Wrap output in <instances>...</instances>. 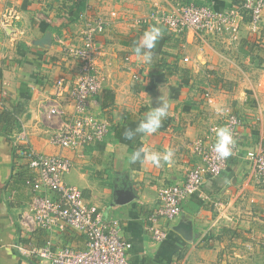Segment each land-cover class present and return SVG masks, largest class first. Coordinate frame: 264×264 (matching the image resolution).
I'll use <instances>...</instances> for the list:
<instances>
[{"label":"crops","instance_id":"1","mask_svg":"<svg viewBox=\"0 0 264 264\" xmlns=\"http://www.w3.org/2000/svg\"><path fill=\"white\" fill-rule=\"evenodd\" d=\"M241 1L0 0V22L8 9L20 14L13 28L0 27V109L3 102L14 107L22 126L12 140L0 133V264H43L21 254L18 245L42 247L52 241L57 249L86 248L85 236L77 231H28L24 226L34 197L25 182L35 173L27 159H14V147L70 159L73 168L65 182L107 219L120 221L121 235L132 245L131 264H264V187L256 184L247 159L249 151L264 146V14L257 32L247 17L237 41L193 32L175 36L159 27L162 38L151 63L134 52L149 27L130 26L131 19L148 14L154 5L199 3L226 12ZM112 12L119 20L95 39L103 87L87 109L110 123V134L81 149L56 147L51 138L75 111L67 94L56 96V83L74 84L80 70L66 45L81 44L86 19L107 20ZM207 91L215 99L213 107L204 97ZM161 99L169 105L162 127L152 135L124 139L125 130H134ZM54 106L65 116L53 114ZM224 108L243 123L236 155L220 176L206 178L177 220L162 221L168 238L154 242L148 228L159 190L184 183L200 162L193 143L206 141L211 125L220 122L217 111ZM21 134L25 140L14 146ZM140 148L159 153L173 148L174 163H132V153Z\"/></svg>","mask_w":264,"mask_h":264},{"label":"built area","instance_id":"2","mask_svg":"<svg viewBox=\"0 0 264 264\" xmlns=\"http://www.w3.org/2000/svg\"><path fill=\"white\" fill-rule=\"evenodd\" d=\"M264 14V0H242L226 12L215 11L208 5L196 3H176L169 8L154 5L152 10L141 17L130 20L134 29L142 27H163L175 36L193 32L202 37H227L237 41L242 25L247 17L251 30L257 32ZM20 14L14 8L8 9L0 22L3 30L13 28ZM119 20V15L112 12L110 19H86L81 31V44L66 45L65 52L80 63L77 80L70 85L63 79L56 83V96H69L75 105L72 117L63 122L51 138L52 145L63 149H81L105 140L110 134V123L90 115L87 112L89 103L99 94L104 78L97 69L99 49L96 36L105 33ZM188 61V59H185ZM210 106L215 99L206 92L204 95ZM51 112L65 116V112L54 106ZM220 122L211 125L206 141L193 143L192 151L200 158V162L192 168L182 184L167 186L159 190V206L150 218L148 230L152 240L157 243L168 238V232L163 229L162 221L177 220L183 211V204L198 193L208 177H218L227 168L228 162L238 151L240 128L243 123L240 117L231 109H220L216 113ZM228 127L236 146L234 155L226 160L218 158L213 151L216 143L215 129ZM25 136L15 138L24 141ZM19 154L28 160L29 168L35 175L26 180L34 192L32 204L28 213L22 218L28 231L42 229L48 232H64L68 229L83 234L86 238V248L83 251L71 247L54 248L52 241L44 246L18 245L21 254L39 259L43 264H131L129 251L131 243L121 235L120 221L107 219L96 206L87 204L82 192L75 186L65 182L64 177L73 168L70 159L62 155H44L36 153L29 147L20 149ZM247 159L252 164V175L256 184L264 187V146L247 153ZM218 205V204H217Z\"/></svg>","mask_w":264,"mask_h":264},{"label":"clouds","instance_id":"3","mask_svg":"<svg viewBox=\"0 0 264 264\" xmlns=\"http://www.w3.org/2000/svg\"><path fill=\"white\" fill-rule=\"evenodd\" d=\"M162 38L161 29L156 26H150L146 30L140 40L134 45V52L137 57H140L143 62L151 63L155 55L154 49L157 42ZM169 115V105L161 99L160 106L152 108L146 113L145 118L133 129H126L124 139L133 140L138 134L152 135L161 127L162 122ZM216 143L213 146V151L218 155V158L226 160L234 155L233 149L236 146V140L233 137L231 130L228 127L215 129ZM175 149L168 148L163 153L150 152L145 148L135 150L130 160L132 163L139 162L140 164L149 163L155 167H162L165 164L169 167L174 163Z\"/></svg>","mask_w":264,"mask_h":264},{"label":"trees","instance_id":"4","mask_svg":"<svg viewBox=\"0 0 264 264\" xmlns=\"http://www.w3.org/2000/svg\"><path fill=\"white\" fill-rule=\"evenodd\" d=\"M197 5H202L199 3H196ZM3 109H0V133L8 137L9 140H12V133L13 131H16L17 133H20L22 131L21 123L18 119L17 112L15 108L8 107L5 102ZM19 148H15L13 150V156L14 159L17 157L19 159H24L21 157V155L18 152ZM25 180V179H24ZM183 251L177 253V258L182 259L183 258Z\"/></svg>","mask_w":264,"mask_h":264},{"label":"water","instance_id":"5","mask_svg":"<svg viewBox=\"0 0 264 264\" xmlns=\"http://www.w3.org/2000/svg\"><path fill=\"white\" fill-rule=\"evenodd\" d=\"M183 234L185 235V238L188 239V241H192V236L188 237L186 232H183Z\"/></svg>","mask_w":264,"mask_h":264},{"label":"rangeland","instance_id":"6","mask_svg":"<svg viewBox=\"0 0 264 264\" xmlns=\"http://www.w3.org/2000/svg\"><path fill=\"white\" fill-rule=\"evenodd\" d=\"M94 21V20H93Z\"/></svg>","mask_w":264,"mask_h":264}]
</instances>
